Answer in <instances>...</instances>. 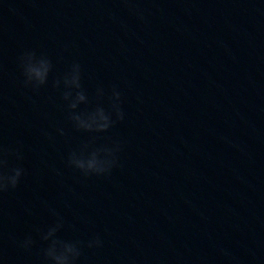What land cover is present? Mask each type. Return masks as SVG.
<instances>
[{"label":"water","instance_id":"obj_1","mask_svg":"<svg viewBox=\"0 0 264 264\" xmlns=\"http://www.w3.org/2000/svg\"><path fill=\"white\" fill-rule=\"evenodd\" d=\"M255 0H0V149L15 188L0 191V264H49L41 239L78 241L75 264H178L231 103ZM51 63L24 84L19 57ZM81 67L89 105L122 94L124 119L97 143H118L107 175L68 166L87 142L67 120L63 85ZM114 118V116H113ZM63 131V135L60 131ZM19 150L22 159L11 153ZM31 238L30 247L23 241ZM99 244L88 247V242Z\"/></svg>","mask_w":264,"mask_h":264},{"label":"clouds","instance_id":"obj_2","mask_svg":"<svg viewBox=\"0 0 264 264\" xmlns=\"http://www.w3.org/2000/svg\"><path fill=\"white\" fill-rule=\"evenodd\" d=\"M19 67L24 78V84L30 85L34 89L44 86L48 82L52 68L48 59L43 56L38 58L32 52H25L19 57ZM61 84L63 85L61 99L66 104L67 120L76 131L85 133L88 137L87 142L83 143L78 151L69 153L67 157L68 166L85 176L107 175L116 165V153L120 150V145L118 143L109 145L96 141L101 139L102 134L107 133L118 121L124 119L121 92L115 87L112 88L111 94L107 97L108 109L106 110L100 105V101L104 99V93L101 89H97L96 104L77 111L79 105L87 106L90 103L82 87L79 64H72L61 78L53 82L52 86L54 89H58ZM59 131L63 135V131ZM11 154L17 160L22 159L19 150H15ZM6 155L7 152L0 149V169L6 167L7 161L4 158ZM23 173L22 167H13L7 173L0 172V191L15 188ZM60 227L61 224L57 222L42 233L41 239L50 241L48 247L44 249V257L49 264H75L80 256L79 242L55 239V234ZM32 243L33 241L29 237L23 241L22 246L28 248ZM98 244V240H91L88 242V247Z\"/></svg>","mask_w":264,"mask_h":264}]
</instances>
